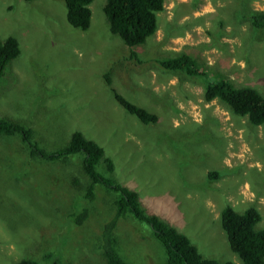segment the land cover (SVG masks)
Returning a JSON list of instances; mask_svg holds the SVG:
<instances>
[{
    "label": "rangeland",
    "instance_id": "374dc122",
    "mask_svg": "<svg viewBox=\"0 0 264 264\" xmlns=\"http://www.w3.org/2000/svg\"><path fill=\"white\" fill-rule=\"evenodd\" d=\"M105 2H92L91 25L81 30L68 22L65 0H0V39L16 36L21 48L0 76V118L32 127L49 151L82 131L114 161L112 172L104 162L97 169L138 192L147 214L188 235L204 256L242 264L220 214L227 205L240 212L255 206L263 217L257 228L264 227V125L219 98L207 101L204 91L227 79L264 95V28L249 18L264 11V0H165L157 31L139 46L110 32ZM184 52L202 73L156 61ZM112 88L159 120L142 123ZM82 157H30L19 135L0 134V264L25 257L106 264L101 233L116 193L97 184L95 199L84 197L90 178ZM83 207L90 214L77 224L70 215ZM115 233L127 264H166L149 223L121 217Z\"/></svg>",
    "mask_w": 264,
    "mask_h": 264
},
{
    "label": "trees",
    "instance_id": "16d2710c",
    "mask_svg": "<svg viewBox=\"0 0 264 264\" xmlns=\"http://www.w3.org/2000/svg\"><path fill=\"white\" fill-rule=\"evenodd\" d=\"M32 1V0H30ZM94 0H65L67 20L76 28L87 30L92 21L90 5ZM165 0H106L104 12L109 22L110 32L121 37L128 46L145 44L158 29L157 14L164 10ZM254 28H264V11H251L249 15ZM21 53L20 43L16 36L9 35L0 39V76L11 60ZM134 55V52L132 53ZM161 67L169 71H183L188 75H198L202 72L196 67V58L189 53H179L170 58L156 60ZM107 84L112 81L108 73H104ZM116 101L129 113L135 115L144 124H153L159 120V115L140 106L117 90L112 88ZM207 101L219 98L226 103L234 114L248 116L253 125H264V95L253 86L236 87L233 82L221 79L209 82L204 91ZM0 134L18 136L27 145L30 157L39 156L45 160L59 161L68 156L83 153L82 169L90 182L84 187V197L93 201L96 197L95 188L101 184L109 191L116 193L113 201L115 213L103 225L100 244L106 264H127L118 251L119 238L115 233L121 217L132 216L150 224L153 234L166 250V264H235L232 261H220L204 256L198 246L188 235L170 225L156 215L147 214L141 207L138 192L105 176L98 169L100 162L106 163L107 170L115 168L113 159L106 154L104 147L96 140L85 136L80 130H75L69 142L56 150H46L35 139L34 129L27 124L0 118ZM209 177L217 178V171H210ZM88 207L77 209L71 213L77 224L83 223L89 216ZM221 226L225 231L230 248L242 260V264H264V227L257 228L262 220L260 210L251 206L245 211H237L233 206H225L220 214ZM48 255V260H49ZM13 264H39L36 259L22 258ZM51 264H61L60 258L52 260Z\"/></svg>",
    "mask_w": 264,
    "mask_h": 264
},
{
    "label": "crops",
    "instance_id": "0c3cea01",
    "mask_svg": "<svg viewBox=\"0 0 264 264\" xmlns=\"http://www.w3.org/2000/svg\"><path fill=\"white\" fill-rule=\"evenodd\" d=\"M19 40V39H18ZM20 43V42H19Z\"/></svg>",
    "mask_w": 264,
    "mask_h": 264
}]
</instances>
